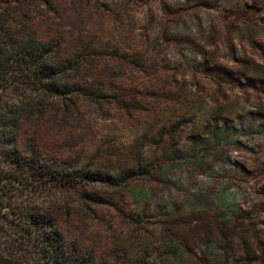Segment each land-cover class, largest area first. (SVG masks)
I'll use <instances>...</instances> for the list:
<instances>
[{"label": "rangeland", "instance_id": "374dc122", "mask_svg": "<svg viewBox=\"0 0 264 264\" xmlns=\"http://www.w3.org/2000/svg\"><path fill=\"white\" fill-rule=\"evenodd\" d=\"M31 32L109 97L25 117L22 150L137 172L67 205L66 239L98 264H264V0H52Z\"/></svg>", "mask_w": 264, "mask_h": 264}, {"label": "trees", "instance_id": "16d2710c", "mask_svg": "<svg viewBox=\"0 0 264 264\" xmlns=\"http://www.w3.org/2000/svg\"><path fill=\"white\" fill-rule=\"evenodd\" d=\"M51 5L52 0H0V264H98L66 239L60 212L73 201L106 205L110 200L99 188L120 187L137 174L114 176L36 148L22 150L25 117H38L51 105L68 110L109 97L83 80L80 54L65 55L56 42L31 32L34 19Z\"/></svg>", "mask_w": 264, "mask_h": 264}]
</instances>
